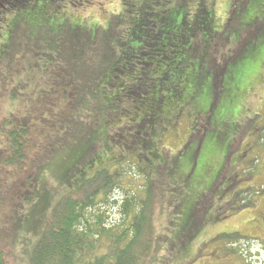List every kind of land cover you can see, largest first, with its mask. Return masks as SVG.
Listing matches in <instances>:
<instances>
[{"label":"trees","instance_id":"trees-1","mask_svg":"<svg viewBox=\"0 0 264 264\" xmlns=\"http://www.w3.org/2000/svg\"><path fill=\"white\" fill-rule=\"evenodd\" d=\"M82 1L0 0V27L7 12L29 11L24 18L28 28L27 40L16 43L15 31H10L9 44L2 45L0 55V104L5 100L8 107H5L7 114L4 116L0 112V207L9 197L12 199L10 222H16L13 242L20 241L18 232L27 216L26 208L36 198L40 172L62 146L103 125L109 127L110 122L115 121L109 127L110 134H121L124 130L128 136L125 147L137 144L145 150L138 152L139 158L155 157L153 140L160 133L159 119L166 114L172 100L181 94L184 86L179 83L187 85L192 80L191 74L185 75L183 71L191 66L195 51L201 47L217 53L219 42L223 44L221 49L232 43L238 46L248 23L244 12L250 0H231L227 19L219 30H215L213 4H205L204 0H197L191 13L187 6L195 0H122L125 16L119 23L128 30V37L115 41L117 51H113L116 52L110 51L111 45L102 39L97 66L91 64L90 59L97 46L96 37L91 39L87 29L78 24L67 27V22L64 26L58 22L59 31H56L46 22V15L54 16L60 2L79 7ZM119 23L112 19L114 26ZM116 31L115 27L111 30L114 34ZM234 34L239 36L228 37ZM110 52L115 56V64L105 77L103 59ZM225 67L226 62L219 67V72L214 73V78L222 76ZM126 74L131 80L120 87V81L125 79L122 76ZM106 81H109L107 92ZM114 81L117 85H113ZM143 100L147 108L139 118H133L128 110L119 109L122 102ZM94 109L95 117L90 113L86 115ZM110 134L105 130L96 136L92 149L99 140L100 147H107ZM182 152L174 155L173 163L178 161ZM83 155L84 152L78 158L74 157L70 164L73 169L64 167L56 182L68 184L71 172L78 167ZM123 158L120 155L119 163L112 169L94 170L82 185H75L53 206L49 197L45 199L44 211L49 210V214H44L45 221L39 225L38 236L34 234V243L30 241L24 264H146L153 245L159 247L161 244L159 248L164 257L157 264H186L183 256L187 252L185 243L194 236L192 225L187 228L189 233H185L184 238L155 234L153 208L156 198L161 195L152 193L153 179L149 175L145 198L138 194L128 197L123 205L126 217L115 226L117 228H113V234L108 232L105 235L110 241L108 247L101 249L98 246L104 228L96 232L97 227L81 226L86 208L95 203V197L102 192L105 195L115 186L120 177L118 166ZM148 169L151 171V167ZM162 174L171 176L170 172ZM177 198L179 195L174 201ZM10 222L0 216L2 235ZM169 227L172 231V226ZM31 229L34 230L32 226ZM24 235L30 234L25 232ZM1 249L0 264H9Z\"/></svg>","mask_w":264,"mask_h":264},{"label":"rangeland","instance_id":"rangeland-1","mask_svg":"<svg viewBox=\"0 0 264 264\" xmlns=\"http://www.w3.org/2000/svg\"><path fill=\"white\" fill-rule=\"evenodd\" d=\"M204 1L205 4H213L215 30H219L227 19L231 0ZM196 2L187 6L189 13ZM248 4L244 12L248 23L240 42L237 41L238 46L232 43L221 49L223 44L219 42L217 53L201 47L195 51L191 66L183 71L185 75L191 74L192 80L187 85L179 83L184 86L181 94L166 108L163 119H159L160 133L154 140L156 134L152 138L156 153L153 159L139 158L138 152L145 150L137 144L125 147L128 136L124 130L121 134H110L112 130L109 127L115 123L112 121L109 127L103 125L62 146L48 159L45 170L40 172L38 178L36 198L26 208L27 216L18 232L19 242L12 240L16 222H10L13 202L10 197L7 199L6 204L0 207V216L10 224L5 227L3 235V227H0V248L9 264L26 262L29 243L31 240L34 243V234L38 236L41 230L39 225L45 221L44 214H49V210L44 211L47 197L53 206L75 185H82L94 170L116 167L120 155L124 158L118 166L120 177L115 186L105 195L102 192L95 197V203L86 208L81 222L83 228L88 225L97 227L96 232L104 228L99 236L98 246L101 249L108 247L110 242L105 235L108 232L113 234V228L126 217L123 205L128 197L138 194L145 198L149 175L153 179L152 193L161 195L156 198L153 208L155 234L184 238V234L189 233L187 228L192 225L194 236L186 240L184 263L264 264V0H250ZM59 5L54 16L46 15V22L53 25L56 31H59L58 22H62L63 26L67 22V27L78 24L89 31L91 39L96 37L97 46L90 54L91 64L95 66L100 59L98 50L101 49L102 39L111 45L110 51H117L115 41L124 40L128 35V30L119 23L125 16L122 0H83L79 7L63 2ZM28 12L24 9L5 14L0 27V55L2 45L8 43L10 31H15L16 43L27 40L28 28L24 18H27ZM112 19H117L119 25L114 26ZM114 27L117 30L115 34L111 32ZM237 36L228 37L233 39ZM121 46L123 49L124 46ZM113 52L103 59L105 77L109 76L115 64ZM225 62L226 70L222 76L214 78V73L219 72V67ZM122 77L125 79L120 81V87L131 80L127 74ZM104 85L107 92L109 81ZM113 85H117V81ZM94 96L95 93L91 95L92 98ZM5 103L0 104L3 116L8 108ZM133 103L122 102L119 109L128 110L133 118H139L147 106L144 100ZM89 113L95 117V109L86 115L89 116ZM105 130L111 135L108 146L100 147L99 140L92 149L96 136ZM180 150L183 151L182 155L173 163L174 155ZM83 152L82 161L71 172L69 183L56 182L62 169H73L71 160ZM148 167H151V171ZM167 172L171 176L168 177ZM175 188L177 190L170 193ZM175 194L179 198L174 201ZM131 213L127 214L128 221ZM169 226H172V231ZM25 232L30 235H24ZM159 247L153 245L146 264H157L164 257Z\"/></svg>","mask_w":264,"mask_h":264}]
</instances>
